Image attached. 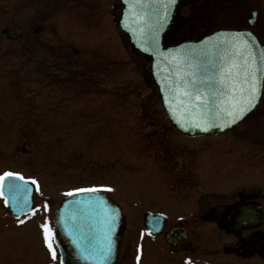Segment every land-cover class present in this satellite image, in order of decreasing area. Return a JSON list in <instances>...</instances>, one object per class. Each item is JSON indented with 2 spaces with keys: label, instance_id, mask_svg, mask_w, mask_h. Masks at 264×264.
Listing matches in <instances>:
<instances>
[{
  "label": "rangeland",
  "instance_id": "rangeland-1",
  "mask_svg": "<svg viewBox=\"0 0 264 264\" xmlns=\"http://www.w3.org/2000/svg\"><path fill=\"white\" fill-rule=\"evenodd\" d=\"M205 1L207 18L217 15L215 23L228 28H247L256 10L252 30L264 44V0ZM116 5L0 0V31H28L16 40L0 33V175L10 171L37 182L24 216H10L0 196V264H58L41 225L47 221L53 231L60 200L81 188L98 189L121 206L116 264H264L217 253L182 262L161 241L143 238L147 212L170 227L242 188H264V130L255 119L264 103L230 133L180 136L162 115L148 61L129 49L114 23ZM200 229L213 250L229 239L213 227Z\"/></svg>",
  "mask_w": 264,
  "mask_h": 264
},
{
  "label": "water",
  "instance_id": "water-1",
  "mask_svg": "<svg viewBox=\"0 0 264 264\" xmlns=\"http://www.w3.org/2000/svg\"><path fill=\"white\" fill-rule=\"evenodd\" d=\"M121 5L117 25L128 37L132 50L138 51L150 59V73L155 83L162 108L169 122L180 133L186 136L219 135L238 125L258 104L262 95L264 76L258 84V96L253 106L234 123H229L223 112V100L213 92L219 87L213 81V87L208 84H196L204 75H215L216 69L208 64H220L219 57L223 55L220 47L222 41L229 39L231 33L245 34L242 39L248 45L249 51L257 63L264 68V45L248 30H217L197 40H183L166 47L162 41L172 26L175 6L171 4L165 17V0H145L140 4L137 0H119ZM248 23L253 25L254 18ZM6 37L13 40L24 36L26 32L20 28H5L2 31ZM200 88L199 92L194 89ZM221 90H223L221 88ZM191 93V95H185ZM201 95V100H196ZM209 100V115L202 100ZM198 105V107H193ZM13 183V184H12ZM21 185L31 189L23 181L9 178L4 182L3 191L9 206L16 215L29 211L31 206V191L22 192L14 202L8 194L9 185ZM261 192L263 190H254ZM28 204H24V197ZM246 216L243 214L241 219ZM159 219V218H158ZM57 234L63 235L68 244L65 245V260L68 264H113L118 251L121 213L117 205L109 201L106 196L97 192H79L63 200L54 218ZM146 226L153 232L161 230V224L155 217L146 216ZM166 234V241H169ZM62 253V252H61ZM62 257V258H63Z\"/></svg>",
  "mask_w": 264,
  "mask_h": 264
},
{
  "label": "flooded vegetation",
  "instance_id": "flooded-vegetation-1",
  "mask_svg": "<svg viewBox=\"0 0 264 264\" xmlns=\"http://www.w3.org/2000/svg\"><path fill=\"white\" fill-rule=\"evenodd\" d=\"M194 1H179L178 12L180 10L182 13V9L187 12L183 16H181L182 14L176 16V23L179 25L175 29L177 30L175 33L177 38H193L199 35L202 30V24L193 25L190 22V16H188V13L191 12L190 5ZM258 197V195L252 196L236 192L228 201L198 210L190 222L174 223L170 227H165L164 224L160 234H146L145 230V235L164 243V233L168 229H181L178 234L174 235L173 243L176 246L165 245L166 249L182 262L191 257L206 259L210 257V254L216 253L229 257L233 256L238 262L247 258L264 259V198ZM243 214L246 216L242 218L244 222L241 221L242 223H240L239 220ZM255 215L261 216L260 224L258 221L252 220V216ZM202 225L213 227L224 233L229 238L228 241L214 248V250L211 249L208 235L200 229Z\"/></svg>",
  "mask_w": 264,
  "mask_h": 264
},
{
  "label": "snow or ice",
  "instance_id": "snow-or-ice-1",
  "mask_svg": "<svg viewBox=\"0 0 264 264\" xmlns=\"http://www.w3.org/2000/svg\"><path fill=\"white\" fill-rule=\"evenodd\" d=\"M140 4H145V0H137ZM154 2H159V0H154ZM175 0H165L164 10L165 17L167 15V9L171 4H174ZM229 39L222 41L220 47L223 49V55L219 57L221 63L213 64L211 60L208 61L213 69H216L214 77L204 75L201 80H196L194 73H190L193 76V81L196 84H208V89L211 90L213 87V81L219 87L213 92L214 95H219L221 98L227 96L226 100H223L225 113L228 122L234 123L242 115H244L251 106H253L256 97L258 96V84L262 76H264V68H262L255 58L249 51L248 45L243 41L242 37L245 35L243 33H231L228 34ZM221 88L223 90H221ZM196 92L200 91V88L194 89ZM185 95H191V93H185ZM201 95H196V100H201ZM206 109H209V100L205 96L202 100ZM193 107H198V105H193ZM208 112L203 113V115H209ZM9 178H15L16 180L23 181L24 185L29 182L18 173H13L10 171H5L0 175V196H4L3 191L4 182ZM35 180H31V184H36ZM98 189H77L78 192H94ZM110 190V189H109ZM31 189L22 187L21 185H9L8 194L12 197L15 202L17 197L20 196L22 192H28ZM69 192L66 195H72ZM7 202V201H6ZM24 204H28L27 197H24ZM31 210V209H29ZM41 228L44 234V241L48 247L49 253L52 259H56V252L54 250L53 244V232L49 228L47 221H45Z\"/></svg>",
  "mask_w": 264,
  "mask_h": 264
},
{
  "label": "trees",
  "instance_id": "trees-1",
  "mask_svg": "<svg viewBox=\"0 0 264 264\" xmlns=\"http://www.w3.org/2000/svg\"><path fill=\"white\" fill-rule=\"evenodd\" d=\"M40 66H41V65H40ZM47 68H48V69H51L50 67H47ZM44 69H46V66H45ZM44 69H41V68H40L39 71L44 70ZM50 78H53L54 80H56V78H55L54 76H51ZM263 103H264V96H263V99H262V101H261V104H263ZM252 115H255V112H254L253 114H251V116H252ZM255 119H257L256 121H258V122L260 123V127L263 128V130H264V110H263V115L260 116V117H258V118H255Z\"/></svg>",
  "mask_w": 264,
  "mask_h": 264
}]
</instances>
